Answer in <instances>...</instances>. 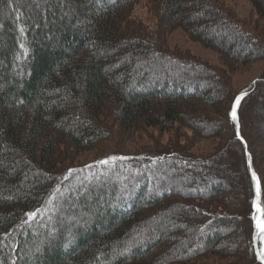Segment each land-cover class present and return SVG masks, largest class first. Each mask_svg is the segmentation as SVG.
<instances>
[{
    "label": "trees",
    "instance_id": "trees-1",
    "mask_svg": "<svg viewBox=\"0 0 264 264\" xmlns=\"http://www.w3.org/2000/svg\"><path fill=\"white\" fill-rule=\"evenodd\" d=\"M138 1L0 0V264H219L211 256L255 264L252 173L262 207L264 177L252 134L257 126L264 133V91L263 104L251 106L255 124L243 130L244 119L229 115L238 94L222 88L217 73L166 53L161 40L129 24ZM145 1L157 10L158 30L181 27L230 62L264 58V41L231 20L219 0ZM249 1L264 20V0ZM258 82L264 86V77ZM200 106L216 115L198 114ZM107 112L123 134L189 120L199 133L221 135L224 126L232 136L205 160L172 149L73 165L77 154L111 139ZM228 150L242 155L248 180L231 160L222 167ZM160 170L189 182L181 191ZM115 173L128 181L120 184ZM226 201L229 212L215 210ZM229 221L242 238L237 244L230 234L220 245Z\"/></svg>",
    "mask_w": 264,
    "mask_h": 264
},
{
    "label": "rangeland",
    "instance_id": "rangeland-1",
    "mask_svg": "<svg viewBox=\"0 0 264 264\" xmlns=\"http://www.w3.org/2000/svg\"><path fill=\"white\" fill-rule=\"evenodd\" d=\"M219 2L220 8L229 16L231 20H233L236 24H238L245 30L252 31L253 35L257 36L260 42L264 41V31L263 33L260 31L262 28L264 30V25H262L264 23V20L259 19L254 7L249 0H219ZM127 18L129 20V24H132L133 21L135 25L141 27L142 30L147 32L149 36L155 37L152 40H161L162 50H164L166 53L173 54L178 59H188L191 61L200 62V64L204 65L205 67H209L210 69H212V72L214 74L217 73L219 77L218 82L220 83L222 88L231 91L233 94L239 95L241 92H245L246 89L251 87L252 90L250 89V93L243 100L240 110L238 111L237 107L236 112L237 115L241 118V121L242 119H244L241 122L243 123V130L247 131L249 130L250 126L255 124L256 120H254V111H252L251 106H253L254 102L259 105L261 103L263 104V95H261L260 92L264 91V86L260 85L261 83L258 82V80L264 77L263 57L248 60L246 62H230L228 61L229 58L226 57L222 52H220L216 48L202 45L199 41L191 38L190 35L181 27L158 30L160 17L157 13V10L153 9L151 4L147 3V1L145 0L133 3V5H131L129 8V16ZM157 32L159 33V35L156 34ZM180 67L182 66L178 63L174 65V68L176 70L180 69ZM188 68L190 69L187 70L193 69L192 67ZM251 84H256V86L253 88L252 86H250ZM201 86L204 87L205 84H201ZM197 112L198 114L208 118H213L216 115L210 110L208 106H200ZM103 120H105L103 121V125L106 126L107 130L109 131L106 134H108L111 139H101L99 143L92 145L88 150L82 151L77 154L74 157L73 165L81 163H91L104 157L137 155L141 154L142 152L149 151L168 152L172 149L185 153L188 156L201 157L205 160L206 158L221 153L222 144L224 143L225 137L229 138L230 136H232V133L228 134L224 126L221 127V135L211 136L206 130L203 133H199L198 131H195V129H192V126L196 127V125L189 120L185 121L184 123L175 122L173 123L172 127L167 128L159 126H144L141 130L137 131L133 135L123 134L115 119H112V115L110 113L107 112V114L103 116ZM253 134L252 142L254 149H257V147L259 148L258 150L255 149V151L257 152V158H255L254 165L255 167H258L261 175H263L264 177V133H262L259 129V126H257L256 131H253ZM229 151L230 150L227 151V154ZM229 153L230 155L228 157L230 159H228V161L225 162L226 164H224L222 167L227 168V165L229 166L231 160V164L236 166V174L239 175V177H242V179L248 180V177H246V170L242 164V155L236 152L231 153V151ZM225 158L226 157L221 156L220 160H225ZM155 169L159 170L160 168H158L157 166L155 167ZM106 170L111 171L110 167H107ZM160 171H163L160 173V177L163 179V182L165 181L167 185H171L174 182L179 181L180 184L178 182L177 187H179L181 191L184 189L183 184L189 182V180L187 179H172L170 178V175H167L166 170ZM121 176V173H115L114 178H118L115 180H117V182L119 183L127 179L126 176H124L123 178ZM224 176L228 178L229 173H225ZM87 177L88 175L83 176V178ZM157 179L158 177L156 178V180ZM223 180L225 183L224 188L229 189L228 187H226V179ZM94 181L95 180H92L91 182ZM236 181L237 179L232 178L231 184L232 182ZM236 191V189H233V191L229 190V192L227 190L221 195L224 196V194L227 193L234 195ZM232 208L233 207H231V204L227 205L226 201L224 202L222 207L216 206L215 210H218L219 212H229ZM212 209L214 210V208ZM85 224L86 223H81V226H85ZM227 225L228 230H222V239L220 245L224 243L225 237L227 235L229 236L230 234L234 235V239L237 240L238 244L240 242L238 238H242L240 230L236 229L235 225L233 226V223L231 221H229ZM232 230L236 233H234ZM142 236L137 237L136 242L142 241L141 239H139ZM260 246V242L257 241L256 249ZM210 258L211 259L207 260L208 262L219 264H226L229 261L228 259H232L219 256H211ZM199 260V263L206 262L203 258H199ZM255 264H261V262L256 259Z\"/></svg>",
    "mask_w": 264,
    "mask_h": 264
},
{
    "label": "snow or ice",
    "instance_id": "snow-or-ice-1",
    "mask_svg": "<svg viewBox=\"0 0 264 264\" xmlns=\"http://www.w3.org/2000/svg\"><path fill=\"white\" fill-rule=\"evenodd\" d=\"M22 31V29H21ZM23 47V45H21ZM246 92H241L239 95L236 96L233 104H232V111L229 113L232 120H237V107L240 105L241 100L244 96H246ZM237 137L238 139L243 140V138L240 136L239 130L237 131ZM116 159H126V157H108L105 160L98 161L99 164H108L109 161L116 160ZM90 167V166H89ZM251 170V169H250ZM74 171L73 169H69V172ZM252 178L254 181H256V198L253 200V209L254 213L252 216V220L254 221V226L256 229V232L253 235V244L255 245L257 241L260 242L261 246L255 250V258L258 259L261 264H264V207H262L258 201L260 199V184L257 179L256 173H252ZM39 210H37L38 212ZM36 212H29L27 213L29 218H32L35 216ZM129 249L125 248L124 252H127Z\"/></svg>",
    "mask_w": 264,
    "mask_h": 264
}]
</instances>
